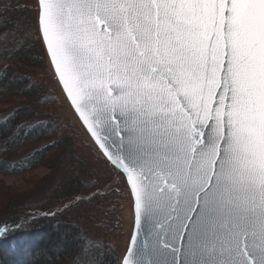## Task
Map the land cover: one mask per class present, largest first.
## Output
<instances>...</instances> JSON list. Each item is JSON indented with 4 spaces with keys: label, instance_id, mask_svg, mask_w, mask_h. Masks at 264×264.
<instances>
[{
    "label": "snow or ice",
    "instance_id": "snow-or-ice-1",
    "mask_svg": "<svg viewBox=\"0 0 264 264\" xmlns=\"http://www.w3.org/2000/svg\"><path fill=\"white\" fill-rule=\"evenodd\" d=\"M31 11L26 24L0 14V28L39 42L91 154L127 190L117 264H264V0H32ZM38 218L0 221L12 257L0 264H33L25 224Z\"/></svg>",
    "mask_w": 264,
    "mask_h": 264
},
{
    "label": "rangeland",
    "instance_id": "rangeland-1",
    "mask_svg": "<svg viewBox=\"0 0 264 264\" xmlns=\"http://www.w3.org/2000/svg\"><path fill=\"white\" fill-rule=\"evenodd\" d=\"M10 2L11 0H8L9 8L12 7ZM30 2L32 4V0ZM31 7L32 5L29 8L30 10ZM0 10L4 11L3 9ZM31 15L33 16V13ZM18 35L20 34H15V31H12L7 34V39L0 41V65L3 68L9 65L11 67L10 71L14 73L13 76H21L25 72L26 74L31 72L27 67L18 66L14 60H10L13 50H19L24 47L18 42ZM32 41L36 40L30 39L28 42ZM40 49L42 52L41 63L38 71L31 78L35 82L38 81L43 87L41 89L44 92V94L42 93L41 106L44 112L39 110L41 108L39 105L38 113L30 119L25 117L20 127H26L33 122L49 120L53 122V127L49 129V137L46 140L25 143V145L15 151V155L11 159L25 158L34 151L45 147L46 150L50 151L47 156L50 162L49 164L38 166L29 172L10 174V172H6L5 166L1 164L0 156V221L11 219L12 214L15 213V209L10 203L12 200L16 198L23 199L22 206L25 208V219L62 212L53 220L54 222L62 220L64 224L66 223V226L59 228V238L68 230L69 225L67 226V224H70L71 227H83L81 235L84 239L83 248L85 251L81 256L69 255V263L66 264H81L78 258L80 260L81 258L85 259V264H90L95 254L105 251L106 245L104 241H107L110 245V251L113 250L120 257L128 243L133 215L127 190L121 183L120 177L115 174H110L112 175L110 176L109 169L91 154L92 149L88 147V144L91 143V138L83 131L82 125L76 120L75 114L71 111L67 102L63 101L62 94L58 91L54 78L50 77L45 70L47 58L44 57L42 48ZM26 103L22 98H12L10 103L1 104L0 110L20 108ZM69 140L75 143L76 149L73 151ZM93 148H95L94 145ZM95 150L96 152L99 151L98 149ZM0 152L7 151L0 146ZM71 173L83 183L84 189H86V192L88 191L87 194H81L75 199L66 201L62 199L63 202H59L60 206L51 205V198L59 193L60 187ZM103 180L104 182L107 180L112 181L108 185H102L101 182ZM99 193L103 195L114 193L118 203L114 211H112V208L106 207L105 204L102 205L104 218L99 224L102 229L94 237L91 233H87L86 228L91 226L92 229L95 226L89 225L86 220L80 222L75 219L74 213L80 211L79 205L86 204L88 199H91L92 202L97 201L96 195ZM92 202L87 205V208L92 206ZM31 226L30 224L29 227ZM39 231L42 232V229L40 228L39 230L37 228L33 232L35 233L34 237L40 243L42 235ZM56 244L57 242L54 240L49 242L48 245L52 247ZM38 248L39 244L36 249ZM92 249H95L94 253ZM39 255L38 251H36L31 258L33 263L38 259ZM11 259L9 245L0 244V261H9Z\"/></svg>",
    "mask_w": 264,
    "mask_h": 264
},
{
    "label": "trees",
    "instance_id": "trees-1",
    "mask_svg": "<svg viewBox=\"0 0 264 264\" xmlns=\"http://www.w3.org/2000/svg\"><path fill=\"white\" fill-rule=\"evenodd\" d=\"M10 3H12V7L8 10H0V14L7 16L12 21H20L21 23H28V20L33 17L31 15L32 11L29 9L32 5L30 0H11ZM12 31H15V34L17 33L16 25L13 23H9L6 28H0V33L8 34ZM19 34L22 35V32ZM40 48V44L36 40L28 42L22 49L13 50L11 52L12 56L10 60H14L18 66L23 65L30 69L31 72L28 74L25 72L21 76H13L14 73L10 71L11 67L9 65L4 68L0 65V75L4 74L6 70V78L0 80V105L8 104L10 103V99L18 97L27 102L20 108L0 110V146L7 151L0 152L1 164L5 166L6 172H10V174L29 172L36 169L38 166L46 165L50 162L47 157L50 151L46 150L45 147L34 151L25 158L11 159L12 156L15 155V151L25 145V143L46 140L49 137V129L53 127V122L51 120L33 122L26 127H20L22 126V120L25 117L30 119L35 116L38 113V107L41 106L42 93L44 94L41 89L43 87L38 81L35 82L31 78L32 75L34 76L35 72L38 71L41 63L42 52ZM39 110H42V106ZM42 111L44 112V110ZM69 143L72 151L75 150V143L73 141ZM110 174L113 173L110 172L109 175ZM111 181L107 180L104 182L103 180L101 184L108 185ZM87 192L86 189H84L83 183L71 173L60 187L59 193L51 198V205L60 206L59 202L75 199L81 194L86 195ZM96 197L97 201L92 202L91 199H88L86 204L83 203V205H79L80 211L74 213L75 219H78L80 222L86 220L89 225L95 226L92 229L91 226L86 228L87 233H91L94 237H96V233L101 232L102 229V227L99 226L102 218H104L102 214V205L105 204L106 207H110L112 211H114L118 203V199L114 193L108 195L99 193ZM23 201V199L16 198L10 202L15 209V213L12 214L9 222L16 221L18 217L26 218L24 214L25 208L22 206ZM91 202L92 206L87 208V205ZM61 213L62 212H58L54 216L41 215L40 217L38 216L39 218L36 219L35 222L25 224V228L33 236H35L33 232L35 229H42V232L39 231L42 235L39 248L36 249L40 255L33 264H66L69 263V255L73 254L76 257L82 255V253L78 254V252L84 246V239L81 235L83 227H71L70 224H67V226L69 225L68 230L59 238V228L66 226V223L64 224L62 220L55 222L53 220ZM28 224L32 226L29 227ZM54 240H56L57 244L50 247L48 245L49 242ZM104 243L106 245L105 251L95 254L90 264H117L120 257L117 256L113 250L110 251L111 247L107 241H104ZM92 252L94 253L95 249H92ZM73 260L71 261L73 262ZM78 260L81 264H85L86 262L85 259L83 260L82 258L81 260L78 258Z\"/></svg>",
    "mask_w": 264,
    "mask_h": 264
}]
</instances>
